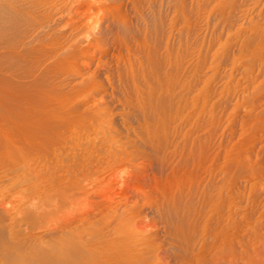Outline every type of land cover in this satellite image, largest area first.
Here are the masks:
<instances>
[{
    "label": "bare ground",
    "instance_id": "6f19581e",
    "mask_svg": "<svg viewBox=\"0 0 264 264\" xmlns=\"http://www.w3.org/2000/svg\"><path fill=\"white\" fill-rule=\"evenodd\" d=\"M236 4L0 0V264H238L242 152L220 133L198 29ZM253 36L242 54L260 52ZM75 190V217L22 235Z\"/></svg>",
    "mask_w": 264,
    "mask_h": 264
},
{
    "label": "rangeland",
    "instance_id": "374dc122",
    "mask_svg": "<svg viewBox=\"0 0 264 264\" xmlns=\"http://www.w3.org/2000/svg\"><path fill=\"white\" fill-rule=\"evenodd\" d=\"M237 2V6L232 8L228 7L229 9L225 11V16L228 13L230 17H232L230 19L228 18L229 15H227L228 17H219L220 13L217 10L216 11L218 13L217 16H215V9H208L205 13L202 14L206 15L207 17L204 16V19L202 18L203 20L199 19L201 22H198V24H200V26L198 25V29L200 27H204V30L202 29V32L198 30V33L199 31L201 33L199 34V36H202L204 33L207 34L206 40L208 44H211L209 43V41L212 42V44L209 45L211 54L209 70L210 72H214L213 74H211L217 75V78H215L216 76L212 78L213 81L215 79L214 82H212L211 79V85H213L214 83L213 87H217L218 90L220 88L222 89L220 90L222 91L220 102H222L221 114H223L221 115L222 125H220V127H222L220 129V133L222 132L223 137H225L224 140L226 148L228 147L227 150H231L232 148L234 149L236 146L235 149H240V151L242 152L241 158L243 159L242 163L244 164V170H242L243 172L241 171L238 178L239 187H241L240 191L242 190L240 192L241 195L239 194L241 196H239V200L241 201L239 202V206L242 207L240 209L239 216L242 215L240 216V218L242 217L241 221L243 220V227L241 231L244 230V232L242 233V235H245L244 238L246 240H249L250 238L249 242L251 241V239L253 241H251L250 243H243L245 244L243 245V248L244 250L246 249L245 251L247 252L242 249V258L240 259L238 264H264V43L262 45H258L260 46V52L257 55L247 56L241 53V48H243L245 46L244 43L247 42H245V40H248V37L250 38V35H254L253 39L257 38L256 40L258 41L256 32L259 28H264V0H237ZM211 11L213 13H210ZM230 11L232 12V14H230ZM209 17H211V20ZM203 21L205 22L203 23ZM206 22L209 25H207ZM202 24L204 25L202 26ZM206 29L208 32L206 31ZM251 31H253L254 34ZM218 35L222 38L220 37V39H218ZM208 37H210L211 39H208ZM221 40L222 42H220ZM120 109L121 108L117 109L119 113L116 111L118 113L116 114L118 115L119 121H121L120 119L125 118V123L129 122L128 124H125V127L129 125V129L131 126H136V113H133L130 110L129 112L131 113L128 112V114H126L125 116V112L129 110L126 109L125 112L122 111L121 117L119 116ZM133 117L135 121H133ZM127 119H130L131 121ZM120 126L123 129L124 126L122 122ZM130 132L132 135V127L130 129ZM130 132L128 131V133ZM232 143L233 145H231ZM244 162H246V164ZM99 175L100 174H98V176ZM134 182V180L130 181V183L133 184ZM99 184H96V187L104 190L106 184H102V182H100ZM101 184L104 185V188L101 187ZM116 188L120 189L121 186L118 184V187L116 186L114 189L119 190ZM74 192V196L72 195L73 197H70L71 200L69 202H65V204L59 205L60 207L65 205V208L59 207L61 213L58 208L55 207L54 209L52 207V209H54L55 211L57 210V212L55 213L54 210L51 211V213L54 212L52 214L53 216L49 215V218L46 219L48 220V222L45 221L43 222V224H41L43 227L40 224L31 226L32 228L29 227L28 229H25L24 227L22 235L24 234L25 237L27 236L26 238L29 241H33L40 236H46L48 232L54 231L62 221H69V219L71 220L73 217H75L78 209L82 205V200L79 191L75 190ZM253 222L254 224L256 223V225H254ZM245 224L246 227H244ZM36 229H39V231ZM253 231L255 232V234H253ZM258 233L261 236H259ZM29 236L31 237V239L29 238ZM252 245H254V247ZM250 248L253 250H251ZM163 262L164 264L167 263L166 260H164Z\"/></svg>",
    "mask_w": 264,
    "mask_h": 264
}]
</instances>
